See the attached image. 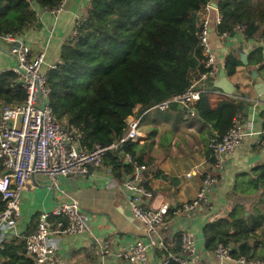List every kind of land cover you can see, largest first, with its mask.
<instances>
[{
	"label": "trees",
	"instance_id": "1",
	"mask_svg": "<svg viewBox=\"0 0 264 264\" xmlns=\"http://www.w3.org/2000/svg\"><path fill=\"white\" fill-rule=\"evenodd\" d=\"M207 1L211 0H89L77 33L61 46L58 63L46 74L50 89L48 103L56 120L80 130L81 144L90 150L123 137L127 118L135 109L139 116L161 101L184 92L205 71L196 11ZM60 2L0 0V36L24 35L38 23L36 7L52 9ZM215 2L221 14L215 28L217 34L233 35L237 26H241L245 39L261 40L248 54V66L259 71L264 67V0ZM239 65V56L230 52L222 67L231 76ZM16 78L11 69L0 72V103L25 99L26 91L14 84ZM207 86L214 89L213 82ZM209 93L202 92L193 107L198 117L211 127V140L215 135L221 138L226 134L234 117L243 116L245 104L235 98L242 95L237 92L212 106ZM140 151L136 142L127 140L118 149L104 154L102 166L110 168L120 181L135 172L134 162L146 164ZM124 153L133 162L126 161ZM244 175L234 185L238 197L228 215L204 226V247L214 252L223 244L229 247L234 258L240 255L264 258V212L260 210L264 203V161ZM143 184L150 189L146 177ZM249 196L251 209L248 210L246 198ZM4 208L0 194V212ZM167 214L171 215L172 210ZM35 229V226L29 227L22 238L3 242L0 264H33L25 255V237ZM165 247L161 250L166 256L179 253L181 233L175 232ZM258 247L262 250L257 253ZM168 264L177 263L170 260Z\"/></svg>",
	"mask_w": 264,
	"mask_h": 264
},
{
	"label": "crops",
	"instance_id": "2",
	"mask_svg": "<svg viewBox=\"0 0 264 264\" xmlns=\"http://www.w3.org/2000/svg\"><path fill=\"white\" fill-rule=\"evenodd\" d=\"M88 2L64 0L62 9L56 14L46 8L36 7L38 23L24 33L29 57L44 51V67L59 61L61 46L73 36L75 20L86 14ZM214 3L215 0H211V4ZM211 41L221 66L228 53L239 56L241 50L248 58L249 52L262 43L260 39L247 40L238 31L224 38L214 32ZM11 49L10 43L0 36V72L16 65V56ZM257 74L258 78L254 80L251 66L241 62L235 73L226 76L235 85L236 95L237 92L242 93L235 98L245 104L244 121L256 130H263L264 93L257 94L254 84L256 81L264 83V67ZM226 96L229 95L214 86L209 93V101L215 106ZM136 112L137 109L134 116H137ZM139 116L142 136L136 143L146 161L142 175L147 178L152 192L146 204L152 207L166 204L168 210H172L171 215L166 214L164 217L165 227L161 228L165 243L173 239L175 232L181 233L183 229H188L204 264H241L235 258L220 261L213 251L206 250L203 228L207 223L228 215L238 197L234 185L245 178V173H250L253 167L264 161V146H257L254 136L246 137L239 147L225 156L222 177L208 193L211 208L198 207L191 212L183 211L180 210L181 206L193 199L201 187L203 173L211 170L208 141L212 129L197 114H190L179 104H172L167 109L150 107ZM115 180L111 169L104 166L100 169L91 168L85 175L59 176L56 182L44 174L32 176L27 188L20 194V217L15 226L4 225L0 241L22 238L29 227L36 228L40 212H50L60 203L75 200L88 217L89 227L79 234L51 235L49 243L54 246V252L46 264H140L114 255L126 250L137 239L146 240L143 223L130 213V196L114 186ZM250 200V196L246 198L248 210L251 209ZM260 210L264 212V203L260 205ZM100 239H108L114 253L103 260L98 254L99 246L95 243ZM259 250L262 249L258 247L257 253ZM25 255L28 257L26 252ZM165 258L161 249H147L146 264H163Z\"/></svg>",
	"mask_w": 264,
	"mask_h": 264
},
{
	"label": "built area",
	"instance_id": "3",
	"mask_svg": "<svg viewBox=\"0 0 264 264\" xmlns=\"http://www.w3.org/2000/svg\"><path fill=\"white\" fill-rule=\"evenodd\" d=\"M63 3L64 0H61L55 8L48 10L56 14L62 9ZM85 16L86 14L76 18L72 35L77 33V25ZM196 16L197 35L205 71L200 73L184 92L152 107L167 109L172 104H179L194 115L196 111L193 105L200 98V94L206 91L211 93L213 89L209 88L207 83L214 82L222 66L212 48L211 34L216 33L215 28L221 21V14L211 1H207L196 11ZM237 31L242 33L243 27L237 26ZM217 35L220 38L227 36L226 33ZM3 37L10 43L11 51L16 56V65L11 69L17 74L14 84L26 91V97L22 102L0 103V194L5 202L4 210L0 212V232L4 225L15 226L21 214L20 194L27 188L32 176L44 174L56 182L59 176L85 175L91 168L102 167V157L108 150L118 149L127 140L138 142L142 136L139 131L141 116L130 115L123 137L110 145H95L92 149H87L81 144L82 132L72 126L61 125L48 103L50 89L46 84V74L48 70L55 68L58 61L48 63L44 67V51L31 58L28 55L29 48L24 42L20 46L13 45L19 36ZM248 136L255 137L257 146H264V129H254L238 114L224 136L218 138L215 135L211 138L208 144L213 159L211 170L203 173L201 187L195 197L185 202L180 210L191 212L198 207L211 208L208 193L222 177L225 156L239 147ZM124 158L133 162L127 153H124ZM134 167L133 174L113 183L117 189L130 196V213L143 223L146 240L137 239L126 250L116 254L111 251L108 239L96 240L95 243L99 246L98 254L102 260L105 256L114 254L119 259L131 263L146 264L147 249L166 248L161 228L165 227L164 217L168 206L162 204L152 207L146 204L152 192L143 184L142 170L145 165L134 162ZM51 217L54 219L51 220ZM88 225V217L75 200L60 203L50 212L42 211L37 217L35 231L25 237L26 254L33 260V264L45 263L54 252V246L49 243L51 235L79 234L87 230ZM3 247V242L0 241V250ZM95 247L94 244L93 248ZM214 253L220 261L234 258L229 247L223 244H219ZM170 260L177 264H204L198 255L194 237L188 229L181 231V251L169 253L163 264H168ZM235 260L241 264H264V258H247L244 255L235 257Z\"/></svg>",
	"mask_w": 264,
	"mask_h": 264
},
{
	"label": "water",
	"instance_id": "4",
	"mask_svg": "<svg viewBox=\"0 0 264 264\" xmlns=\"http://www.w3.org/2000/svg\"><path fill=\"white\" fill-rule=\"evenodd\" d=\"M214 6H217L216 3H214ZM24 42V35H20L17 38V41L14 42V46H20L21 43ZM239 59L240 61L247 65L248 64V58L247 54L243 51H239ZM251 76L255 80L258 78L257 69L255 67H251ZM213 85L219 89H221L224 93L228 95H236V87L235 85L227 78L224 68H221L219 70L218 76L214 79ZM254 88L256 90L257 94L264 93V83L261 81H256L254 84ZM42 264H46L42 263Z\"/></svg>",
	"mask_w": 264,
	"mask_h": 264
}]
</instances>
